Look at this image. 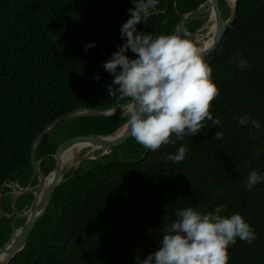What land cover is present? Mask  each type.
Returning a JSON list of instances; mask_svg holds the SVG:
<instances>
[{
  "label": "trees",
  "instance_id": "trees-1",
  "mask_svg": "<svg viewBox=\"0 0 264 264\" xmlns=\"http://www.w3.org/2000/svg\"><path fill=\"white\" fill-rule=\"evenodd\" d=\"M236 3L235 21L206 59L220 89L211 111L221 124L205 121L195 136L157 151L130 138L107 155L83 160L64 175L46 215L9 264H142L159 250V233L176 220V211L193 207L207 214L218 205L226 206L223 216L243 215L256 233L251 244L237 238L230 246L229 264H264V181L252 190L245 186L249 172L264 176V0ZM202 5L181 32L186 29L195 40L207 31L208 0H158L156 13L137 25L138 33L173 34L180 17ZM134 6L132 0H0V247L13 231L12 185L38 183L31 163L36 138L70 113L107 112L124 103L118 92L109 95L114 77L103 65L125 42L121 27ZM220 8L227 20L225 0ZM88 45L94 46L85 51ZM237 53L249 67H237ZM126 54L135 58L131 50ZM241 116L258 120L260 129L250 134ZM126 119L121 112L63 121L38 144L36 161L48 176L61 143L113 135ZM217 131L223 132L219 140ZM181 146L187 149L183 161L162 158ZM32 200L33 195L18 199L16 211L25 213Z\"/></svg>",
  "mask_w": 264,
  "mask_h": 264
},
{
  "label": "clouds",
  "instance_id": "clouds-1",
  "mask_svg": "<svg viewBox=\"0 0 264 264\" xmlns=\"http://www.w3.org/2000/svg\"><path fill=\"white\" fill-rule=\"evenodd\" d=\"M130 18L121 27L125 42L118 51L104 62L103 67L114 79L108 91L116 97L126 117L123 127L126 133L144 148L157 151L162 145H175L185 136H195L210 121L219 126V118L213 119V101L220 89L213 80V69L204 58L206 49L199 46L186 29L181 34L153 36L138 33L137 25L147 22L156 13L158 0H132ZM94 45H88V48ZM131 50L135 58L126 53ZM237 67H249L246 59H240ZM99 80V77H96ZM241 125L259 130L258 120L250 116L238 118ZM175 134V139H173ZM217 131L214 138L221 139ZM186 147L174 154L162 157L179 163L185 159ZM261 149L257 148L253 155ZM264 181L257 170L248 173L245 186L252 190ZM225 205L216 206L207 214L187 207L176 211V220L163 227L159 250L142 259V264H229V248L237 238L251 244L256 233L241 214L223 216ZM151 231V230H150Z\"/></svg>",
  "mask_w": 264,
  "mask_h": 264
},
{
  "label": "water",
  "instance_id": "water-1",
  "mask_svg": "<svg viewBox=\"0 0 264 264\" xmlns=\"http://www.w3.org/2000/svg\"><path fill=\"white\" fill-rule=\"evenodd\" d=\"M208 6H210V18H209L208 24L210 25L211 20H213L215 25L217 26V30L213 38V42L210 46L205 48L206 42L204 44L199 45L206 49L205 54H204L205 60L208 59L210 56H212V54L218 48L219 44L223 40L226 30L235 21L236 16H237L236 0L233 6H229L231 10V16L227 20L223 18L222 11L220 8V0H208ZM202 7H204V5L200 6L198 9H196L195 11H193L192 13L188 15L181 16L179 19L176 31H179L181 33L186 22L192 19L195 15H197ZM209 31L210 30L208 27L207 31L202 36H205L206 34H208ZM121 112L122 110L118 108V109L107 111V112L82 110L79 112L70 113L66 116L56 119L36 138L33 144V147H32V151H31V163H32L33 171H34V176L38 178V183L35 186L27 187V188H21L18 184L13 185L15 196L13 199L12 207H13V215H15V217H14L13 226H12L13 227L12 234L10 238L7 240V242L4 243L0 247V257L4 254H8L3 264H9L12 261V259L25 248L26 243L31 233L33 232L35 226L46 215L50 207L54 191L63 182L64 175L68 171V168H64V169L61 168V157L65 151H67L69 148L79 143H91L93 145L100 146L102 149L106 150V152H103L99 155L98 158H100L104 155L109 154V152L112 149L122 146L132 137L126 133V130L121 132L122 130H124V127H122L116 133H114L113 135H109V136L89 135V136H78V137H73L71 139H68L58 146L55 152V155H54L55 168L48 176H46L44 172L41 170L39 166V162L36 161V157H35V150L38 144L41 142V140L57 124L63 121L69 120L71 118L111 117V116H116ZM110 138H113V139H110ZM52 175H54V180L50 184V186L46 188L47 180ZM28 195H33V200L31 204L29 205L28 210L25 213L17 212L15 209L16 201ZM1 198H2V195L0 194V201H1ZM25 214L27 217L25 224L20 228H16V223ZM2 215L3 214L0 213V221H1Z\"/></svg>",
  "mask_w": 264,
  "mask_h": 264
},
{
  "label": "bare ground",
  "instance_id": "bare-ground-1",
  "mask_svg": "<svg viewBox=\"0 0 264 264\" xmlns=\"http://www.w3.org/2000/svg\"><path fill=\"white\" fill-rule=\"evenodd\" d=\"M226 1V3L228 2V4L230 5V6H233L234 5V3H235V0H225ZM216 28V30H217V26L215 25V23H214V21L213 20H211V22H210V25H209V30L211 31V30H213V29H215ZM209 31V32H210ZM215 34H216V31L212 34V35H209L208 36V34H206L205 36H207V37H199L198 38V41L199 42H202V44H204L205 42V48L206 47H208V46H210L211 44H212V42H213V38H214V36H215ZM123 131H125V129L124 130H122L121 132H123ZM120 132V133H121ZM120 135V134H119ZM114 138V137H113ZM113 138H110V139H113ZM109 139V140H110ZM78 147H81V149H82V147H83V149L82 150H84V149H86V148H91L92 149V151L91 152H94V151H97V150H105V149H102L100 146H97V145H93V144H91V143H79V144H77V145H75V146H73V147H71V148H69L67 151H65L64 152V154L62 155V157H61V168H69V167H71V166H74V164H75V160H74V157H75V155L76 154H79L80 153V151H82V150H80L79 151V149H78ZM105 152V151H104ZM53 180H54V175H52L48 180H47V185H46V188L48 187V186H50V184L53 182ZM7 255L8 254H4V255H2L1 257H0V264H3L4 262H5V260H6V258H7Z\"/></svg>",
  "mask_w": 264,
  "mask_h": 264
},
{
  "label": "rangeland",
  "instance_id": "rangeland-1",
  "mask_svg": "<svg viewBox=\"0 0 264 264\" xmlns=\"http://www.w3.org/2000/svg\"><path fill=\"white\" fill-rule=\"evenodd\" d=\"M228 6H230L229 4H228V2L226 3ZM203 8V7H202ZM230 8V7H229ZM207 11H210V6H208L207 7V9H206ZM208 27H209V24L207 25V28L206 29H208ZM209 34V33H208ZM203 34H200V33H198L196 36H195V40H196V43L198 44V45H201L202 43L201 42H199L198 41V38L199 37H207V36H202ZM213 36V35H212ZM194 40V41H195ZM82 149H83V147H82ZM92 151V149L91 148H86V149H84V150H82L79 154H76L75 155V157H74V160H75V164H74V166H71V167H69L68 168V171L69 170H71L72 168H77L79 165H80V163L83 161V160H86V159H96V158H98V155L99 154H101V153H103L104 151L106 152V150H97V151H94V152H91ZM67 171V172H68ZM13 186V185H12ZM13 188H14V186H13ZM26 216V214L23 216V218Z\"/></svg>",
  "mask_w": 264,
  "mask_h": 264
}]
</instances>
